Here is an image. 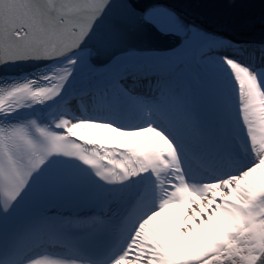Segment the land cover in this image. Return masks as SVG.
<instances>
[{
	"label": "snow or ice",
	"instance_id": "1",
	"mask_svg": "<svg viewBox=\"0 0 264 264\" xmlns=\"http://www.w3.org/2000/svg\"><path fill=\"white\" fill-rule=\"evenodd\" d=\"M113 7L0 0V71L33 65L0 76V264H264V40ZM146 36L198 67L130 63Z\"/></svg>",
	"mask_w": 264,
	"mask_h": 264
},
{
	"label": "water",
	"instance_id": "2",
	"mask_svg": "<svg viewBox=\"0 0 264 264\" xmlns=\"http://www.w3.org/2000/svg\"><path fill=\"white\" fill-rule=\"evenodd\" d=\"M112 3L116 13H124V5L130 4H136L137 8L150 4L167 5L185 19L203 25L210 31L225 33L240 41L264 40V0H112ZM141 43L152 51L139 58L141 61L137 64L148 68L167 67L166 59L162 60L152 52L168 49L169 45L175 44V40L146 36ZM185 57L188 56L184 55L182 59ZM132 60L137 59L133 57ZM11 66L26 67L31 64Z\"/></svg>",
	"mask_w": 264,
	"mask_h": 264
},
{
	"label": "bare ground",
	"instance_id": "3",
	"mask_svg": "<svg viewBox=\"0 0 264 264\" xmlns=\"http://www.w3.org/2000/svg\"><path fill=\"white\" fill-rule=\"evenodd\" d=\"M184 18V17H183ZM185 19V18H184ZM186 21H189L187 19H185ZM190 22V21H189ZM192 23V22H191ZM194 24V23H193ZM187 44H185L184 48L182 49H177L176 52H168V49L162 51V52H158V51H154L152 52L153 55H158L161 57V59H166L167 61V68H173L175 65H177L180 62H184L188 65L189 67V71L184 73V75L190 76L191 74V70H195L198 66L195 64V56L198 53V51L201 48V41L198 37L193 36L191 39L187 40ZM146 55V53L142 54V55H138L135 58L137 60H132L130 61V63L133 64H137L139 63L141 60H138L139 58H142V56ZM188 56L185 57V59H182L183 56ZM165 61V62H166ZM87 79V74L86 72H84L83 70L78 74L76 80H74L72 82V86L68 89L69 92H72L76 89H78ZM72 107H77V105L73 104ZM81 111H84V108L80 109ZM174 210H178V209H174V208H169L166 210L167 214L169 215H175L176 213H174Z\"/></svg>",
	"mask_w": 264,
	"mask_h": 264
},
{
	"label": "rangeland",
	"instance_id": "4",
	"mask_svg": "<svg viewBox=\"0 0 264 264\" xmlns=\"http://www.w3.org/2000/svg\"><path fill=\"white\" fill-rule=\"evenodd\" d=\"M175 212H178V210H176Z\"/></svg>",
	"mask_w": 264,
	"mask_h": 264
}]
</instances>
